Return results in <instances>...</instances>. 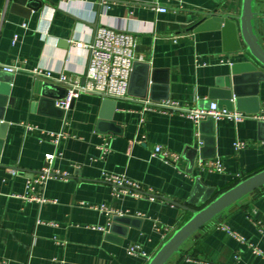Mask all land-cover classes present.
I'll return each mask as SVG.
<instances>
[{
	"label": "crops",
	"instance_id": "0c3cea01",
	"mask_svg": "<svg viewBox=\"0 0 264 264\" xmlns=\"http://www.w3.org/2000/svg\"><path fill=\"white\" fill-rule=\"evenodd\" d=\"M38 1L42 5L37 9ZM107 4L0 0V82L8 83L7 102L0 104L7 125L0 149V260L7 264H145L142 258L128 255L126 247L138 243L152 255L190 216L165 198L198 208L210 188L213 194L220 192L264 168V75L252 74L248 89L255 95L246 97L238 110L257 118L236 123L223 118L212 124L213 145L208 147L215 156L205 160L218 159L222 172L198 166V149L203 146L199 137L207 136L199 132L198 123L179 111L141 112L143 99L207 108L209 90L216 88L230 65L245 68L244 62L251 58L245 52H224L220 30L190 29L208 12L238 13L240 0ZM156 5L166 10L158 12ZM253 9L264 12V0H255ZM255 24L264 46L263 24ZM100 25L136 36L128 96L112 99L82 92L71 106L60 110L53 100L63 93L64 85L45 83L34 70L53 76L63 73L81 83L88 51L75 42H89ZM2 65L18 70L7 72ZM258 69L264 72L263 67ZM257 107L258 112H253ZM208 127L203 125V130ZM49 132L64 133L58 147ZM105 137L110 139V151L101 158L98 145ZM234 140L246 145L234 150ZM155 145L178 153L179 159L166 162L154 156ZM56 151L61 154L51 168L58 174L26 190V180L46 165L44 154ZM102 171L124 173L139 184L140 195L112 196L113 185L103 180ZM31 194L47 201L25 198ZM101 204L113 214L99 210ZM115 214L134 221L110 229V216ZM222 225L245 241L233 238ZM165 264H264V185L226 207L220 219L203 225Z\"/></svg>",
	"mask_w": 264,
	"mask_h": 264
},
{
	"label": "built area",
	"instance_id": "2783aa9c",
	"mask_svg": "<svg viewBox=\"0 0 264 264\" xmlns=\"http://www.w3.org/2000/svg\"><path fill=\"white\" fill-rule=\"evenodd\" d=\"M139 0H95V4H104L108 6V2H125L135 3ZM158 12H164L166 10L163 6L156 5L154 8ZM25 24H23L24 26ZM16 36L13 37V42ZM136 45V36L127 30L113 27L110 25L98 26L89 42L77 41L75 46L77 48H83L88 51V62L84 70V81L79 83L76 79L68 77L66 74H59L53 76L50 71L41 72L40 70H34V73L43 76L47 79H51L54 82L64 85L67 88L66 95L55 100V105L63 110L69 107L72 98L77 97L82 92L92 93L101 96L102 98H125L128 96V82L129 76L132 69V63L135 60L134 48ZM220 62H223L220 59ZM2 69L7 72H15L18 70L16 66L2 65ZM143 106L141 112L152 110L159 112H172L179 111L183 113L187 118L197 124L201 119L206 117H212L214 120L217 119H228L234 123L240 122L244 118L254 117L258 115L252 113H244L238 110H228L226 108H217L215 102H210L207 108H187L179 105L173 100H160L151 101L143 99ZM30 128L29 125H25ZM52 136V142L56 147L59 145L61 137L64 136L63 132H49ZM245 142L241 140H234L232 143L234 150H240L245 146ZM261 145L264 147V141H261ZM100 151V157L104 158L110 151V139L104 138L103 141L98 145ZM60 155V151L49 152L44 154L46 165L42 169L39 175L32 176L26 180V190H33L38 185H44L47 179L53 175H57L51 168V162L56 155ZM152 154L161 158L166 162H175L179 159V154L164 150L160 145H155ZM198 166L201 169L208 171L222 172L224 170L223 165L218 159H199ZM103 180L113 185L111 191L112 196H118L119 192H126L130 195L138 197L140 195V186L137 182L129 179L124 173H110L102 171L101 173ZM25 198L29 200H35L39 203L47 201L42 195L31 194ZM152 200L153 197L151 196ZM99 210H103L108 214H113V210L101 204L97 207ZM103 229L102 227H98ZM227 231L233 238L244 242V238L236 232L231 231L225 226H221ZM166 236H163V240ZM256 254H262L261 250L253 248ZM126 253L130 256L140 257L144 260V263L150 258L151 254L147 253L142 249L138 243H131L126 247ZM0 264H7L5 261L0 260Z\"/></svg>",
	"mask_w": 264,
	"mask_h": 264
},
{
	"label": "water",
	"instance_id": "95a60500",
	"mask_svg": "<svg viewBox=\"0 0 264 264\" xmlns=\"http://www.w3.org/2000/svg\"><path fill=\"white\" fill-rule=\"evenodd\" d=\"M255 0H240L239 12L235 14H221L217 12H208L204 14L190 29L194 31L216 29L221 32L222 50L227 53H242L245 52L251 58V60L244 62L245 68L238 65H230L229 71L224 77L218 78L216 82V88L209 90L208 103L214 100L217 108H226L228 110H242L240 105L246 97H252L254 92H250L248 85H250L251 76L263 77L264 72L259 71V67L264 68V46L261 45L257 33H256V21H260L264 28V12H257L253 9ZM41 2L38 1V7H41ZM98 5V4H96ZM92 27L96 26L95 23L90 24ZM135 65V61L132 63V67ZM132 74V70L130 72ZM43 82H53L47 78L37 76ZM146 82V77H145ZM84 77L81 80L83 83ZM255 81V80H254ZM42 82V83H43ZM44 83V84H45ZM43 84V85H44ZM63 86V85H62ZM67 88L64 86L63 93L56 96L55 100L61 99L66 95ZM49 94V93H45ZM0 104H4L8 99V83L0 82ZM143 90L141 96H143ZM74 98L71 99L69 106L74 102ZM62 110V109H60ZM258 112V107L253 110ZM214 119L212 117H206L198 122L199 132H206V137L200 136V140L203 141V146L199 147L198 152L201 159L210 158L215 156L214 149L209 148L208 145H213V130L212 124ZM209 124L208 131L203 130V125ZM6 123L2 121L0 114V149L3 142L4 130ZM206 146V147H205ZM207 150L211 152L205 153ZM196 153V150H195ZM200 183L199 179H196L195 185ZM264 185V168L240 179L227 189L218 192L213 196V188L208 190L205 198L201 199L205 203L198 208H193L187 204L178 203L169 198H165L167 201L174 205L190 212V216L177 228H175L171 234L161 243L158 249L150 256L145 264H165L170 256L179 252L180 246L192 236H195L196 232L207 222L212 219H220L222 211L229 205L240 200L245 195L256 191L259 187ZM188 204H194L188 200ZM112 229L117 224L129 225L134 219L127 215H111ZM126 227V226H125Z\"/></svg>",
	"mask_w": 264,
	"mask_h": 264
},
{
	"label": "trees",
	"instance_id": "16d2710c",
	"mask_svg": "<svg viewBox=\"0 0 264 264\" xmlns=\"http://www.w3.org/2000/svg\"><path fill=\"white\" fill-rule=\"evenodd\" d=\"M244 177H246V176H244ZM244 177H241V178L236 179V180H235L230 186H232L233 184H235L237 181H239L240 179H242V178H244ZM230 186H228V187H230ZM228 187H227V188H228ZM227 188H226V189H227ZM224 190H225V189H224ZM222 191H223V190H222ZM220 192H221V191H220ZM217 193H218V192H217ZM217 193H214L213 196H215ZM202 205H203V204H202ZM202 205H201V206H202ZM201 206H199V207H201Z\"/></svg>",
	"mask_w": 264,
	"mask_h": 264
}]
</instances>
